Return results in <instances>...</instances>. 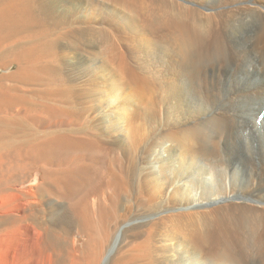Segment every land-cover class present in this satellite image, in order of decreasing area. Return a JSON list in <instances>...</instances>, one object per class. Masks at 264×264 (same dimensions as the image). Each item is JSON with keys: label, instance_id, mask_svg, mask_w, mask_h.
<instances>
[{"label": "bare ground", "instance_id": "1", "mask_svg": "<svg viewBox=\"0 0 264 264\" xmlns=\"http://www.w3.org/2000/svg\"><path fill=\"white\" fill-rule=\"evenodd\" d=\"M12 151L70 264H264V0H0Z\"/></svg>", "mask_w": 264, "mask_h": 264}, {"label": "rangeland", "instance_id": "2", "mask_svg": "<svg viewBox=\"0 0 264 264\" xmlns=\"http://www.w3.org/2000/svg\"><path fill=\"white\" fill-rule=\"evenodd\" d=\"M8 154L11 156L8 157ZM18 154L12 151L0 158V264H70L65 249L55 248L41 237L33 235L19 219L22 207L19 183L22 172L17 169L22 157L20 154L18 157ZM108 225L111 226V222Z\"/></svg>", "mask_w": 264, "mask_h": 264}]
</instances>
